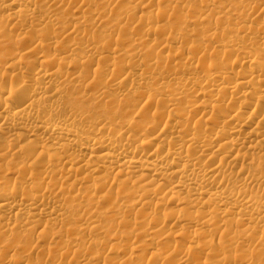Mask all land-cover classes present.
I'll return each instance as SVG.
<instances>
[{
	"label": "bare ground",
	"instance_id": "1",
	"mask_svg": "<svg viewBox=\"0 0 264 264\" xmlns=\"http://www.w3.org/2000/svg\"><path fill=\"white\" fill-rule=\"evenodd\" d=\"M0 264H264V0H0Z\"/></svg>",
	"mask_w": 264,
	"mask_h": 264
}]
</instances>
